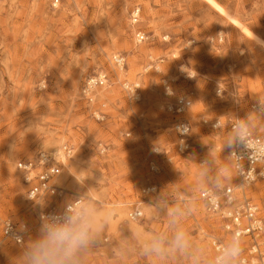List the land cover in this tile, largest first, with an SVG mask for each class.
Wrapping results in <instances>:
<instances>
[{
  "label": "rangeland",
  "instance_id": "1",
  "mask_svg": "<svg viewBox=\"0 0 264 264\" xmlns=\"http://www.w3.org/2000/svg\"><path fill=\"white\" fill-rule=\"evenodd\" d=\"M96 75L106 81L88 100L82 86ZM163 79L175 96L190 94L182 114L167 111L173 100ZM260 97L264 0H0V217L28 228L20 245L0 230V264L11 257L24 264L20 254L40 227L17 161L55 146L73 170L61 169L65 181H54L66 199L80 196L84 208H94L97 230L78 264H213V240L228 237L199 192L234 181L231 121L264 136V114L249 109ZM179 118L190 126L185 152L173 129ZM216 121L220 128H212ZM149 183L156 192L143 194ZM260 183L245 189L258 202ZM131 209L142 217L131 220ZM177 230L187 236L183 250L171 244ZM156 236L166 237L162 254L145 250Z\"/></svg>",
  "mask_w": 264,
  "mask_h": 264
},
{
  "label": "built area",
  "instance_id": "2",
  "mask_svg": "<svg viewBox=\"0 0 264 264\" xmlns=\"http://www.w3.org/2000/svg\"><path fill=\"white\" fill-rule=\"evenodd\" d=\"M139 13L138 7L132 9L130 13L132 23L138 22ZM135 38L138 42L145 39L140 31L135 34ZM113 61L117 66H122L124 62L119 56L114 57ZM104 81H106L105 75L88 77L82 86L83 96L92 100L91 94L94 88L103 85ZM162 84L165 96L173 100L166 105L168 112L180 115L190 107L192 102L190 94L175 96V91L168 80L163 79ZM125 86L131 93L136 94L134 93L136 87L128 83ZM249 109L256 115L264 114V97L250 104ZM211 126L220 128L221 124L216 121ZM228 128L231 143L227 154L231 161L234 181L220 189L208 187L199 192V198L206 212L218 216L222 222L223 231L228 237V242L222 239L213 240L212 245L215 250L213 264H264V217L261 216L264 211V199L257 202L245 193V189L252 183L264 180V136L240 120L231 121ZM173 129L178 137L177 149L180 152L190 150L192 147L189 141L188 122L179 118L174 123ZM64 153L70 156V150L64 148ZM16 165L23 173L24 183L28 185L25 197L39 224H41L42 216L60 215L68 210L76 213L84 211L83 198L75 195L73 198L66 199V190L54 181L62 169L54 155L39 152L35 158L21 159ZM149 170L156 173L158 167L154 162H150ZM156 189V184L149 183L142 187L141 192L152 194L156 192ZM128 217L131 220H137L142 217V211L131 209ZM9 224L13 230L23 232L25 238L28 228L24 222L15 221L10 217H0V230L4 240H8L6 231ZM234 236H239V255L225 259V249L230 246ZM244 238L247 241L244 242ZM22 243L14 242L16 245Z\"/></svg>",
  "mask_w": 264,
  "mask_h": 264
},
{
  "label": "clouds",
  "instance_id": "3",
  "mask_svg": "<svg viewBox=\"0 0 264 264\" xmlns=\"http://www.w3.org/2000/svg\"><path fill=\"white\" fill-rule=\"evenodd\" d=\"M154 150L158 151V146H154ZM96 230L92 218L85 211L76 213L68 210L60 215L42 216L35 237L20 255L24 264H78L79 253L88 246ZM6 237L10 242L22 243L24 234L13 230L9 224ZM165 240L164 236L153 237L151 242L145 245V250L162 254L165 250ZM171 244L177 249L187 248L185 232L177 230ZM3 245L4 243L0 242V249ZM239 252V236H234L230 246L225 249L224 257H235ZM10 264H16L14 257H11Z\"/></svg>",
  "mask_w": 264,
  "mask_h": 264
},
{
  "label": "bare ground",
  "instance_id": "4",
  "mask_svg": "<svg viewBox=\"0 0 264 264\" xmlns=\"http://www.w3.org/2000/svg\"><path fill=\"white\" fill-rule=\"evenodd\" d=\"M47 143V142H46ZM58 143V142H57ZM50 144V143H49ZM48 146V145H47ZM54 146H55V143H54ZM53 146H51V148H52ZM50 148V149H51ZM53 151L51 152V154H53L57 159H60V163H61V166H62V170H64V171H69V172H71L72 170H73V167H71L72 165L70 164V162H69V160L67 159V158H65L64 157V155H63V153H62V151H61V149L60 148H58V146H55L53 149H52ZM56 154V155H55ZM75 166V165H74ZM75 168V167H74ZM62 170H61V172H62ZM74 170H76V169H74ZM75 171H73L72 173L73 174H75L74 173ZM65 174V173H64ZM66 175V174H65ZM78 175V174H77ZM68 176V175H67ZM66 176H64V175H62L61 176V173L55 178V180L57 179V180H61V179H63V181H65V178ZM65 178V179H64ZM62 181V180H61ZM62 181V182H63ZM73 181V180H72ZM82 181V180H81ZM78 182V181H77ZM58 183H60V182H58ZM57 183V184H58ZM72 183V182H71ZM64 184H65V182H64ZM70 184V183H69ZM74 184V183H73ZM72 185V184H71ZM70 185V186H71ZM75 188V187H74ZM91 197V196H90ZM89 198V197H88ZM90 200V199H89ZM86 210V212L90 215V217L92 218V220L95 218L94 217V208H92L91 206H87V208H84V211ZM110 213V212H109Z\"/></svg>",
  "mask_w": 264,
  "mask_h": 264
},
{
  "label": "crops",
  "instance_id": "5",
  "mask_svg": "<svg viewBox=\"0 0 264 264\" xmlns=\"http://www.w3.org/2000/svg\"><path fill=\"white\" fill-rule=\"evenodd\" d=\"M225 22V21H224ZM244 36V35H243ZM245 37V36H244ZM223 38V37H222ZM246 38V37H245ZM248 39V38H247ZM220 40H222V39H220ZM262 97H260L259 99H257V100H254V101H251L250 102V104H252V103H256V102H258V101H260V99H261ZM262 183V184H264V180H257V181H255L254 183H252V184H255V183H257V184H259V183ZM260 183V184H261ZM247 196H249V195H247ZM252 199L254 200V198L252 197ZM258 202V201H257ZM259 202H261V201H259Z\"/></svg>",
  "mask_w": 264,
  "mask_h": 264
}]
</instances>
